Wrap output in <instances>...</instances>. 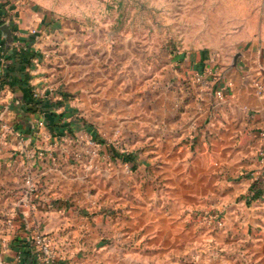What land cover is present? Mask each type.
I'll use <instances>...</instances> for the list:
<instances>
[{
    "label": "crops",
    "instance_id": "1",
    "mask_svg": "<svg viewBox=\"0 0 264 264\" xmlns=\"http://www.w3.org/2000/svg\"><path fill=\"white\" fill-rule=\"evenodd\" d=\"M235 5L0 0L20 33L8 45L0 31V264H37V231L54 264H264V22L227 25V61L156 43L203 23L208 6ZM209 71L216 81L196 82ZM34 88L47 91L41 107ZM85 129L105 135L101 156L77 141Z\"/></svg>",
    "mask_w": 264,
    "mask_h": 264
},
{
    "label": "rangeland",
    "instance_id": "2",
    "mask_svg": "<svg viewBox=\"0 0 264 264\" xmlns=\"http://www.w3.org/2000/svg\"><path fill=\"white\" fill-rule=\"evenodd\" d=\"M262 1L264 0H236V5L233 7L236 11L234 15L232 13V6H208L207 8L209 11L205 14L206 20L203 23L199 21H192L186 24L189 29L185 30L183 28L185 23H180L179 26L181 27V31L172 30V38L168 39L162 38V36H157V46L164 45L165 43L170 44L175 51L172 55H185L186 57L191 56L189 53L191 50L204 49L205 51H209L211 49H215L218 50V54L215 52V54L208 53L204 55L206 59H209V62H217L218 58L220 61L230 60L232 58L231 53L234 50L231 46L233 38H231L229 34H224L226 33L225 29L232 23V30L234 32L240 29L241 26L247 22L252 25H257V27L261 26L264 22V4ZM219 19L223 21L221 22ZM228 19L231 20V23L227 24L226 21ZM165 25V23L160 21V15L158 14L155 22L158 34H163L162 28ZM201 25H203V31L200 32L199 28ZM236 41H241V39H236ZM160 57L162 58L163 54H157V58ZM159 60L160 59H157V66L160 65L158 64ZM163 72L164 70L162 67H157L156 78L162 79V75L164 74ZM100 137H104V139L106 138L105 135H100ZM107 137L109 140H112L113 143H117L115 140V134H113L112 137L107 135ZM214 215L218 214H210L206 215V217H213Z\"/></svg>",
    "mask_w": 264,
    "mask_h": 264
},
{
    "label": "built area",
    "instance_id": "3",
    "mask_svg": "<svg viewBox=\"0 0 264 264\" xmlns=\"http://www.w3.org/2000/svg\"><path fill=\"white\" fill-rule=\"evenodd\" d=\"M8 3H5V5ZM1 20H5V23L0 25L1 26L7 24L10 28V20H8L6 17L1 18ZM12 29V28H11ZM1 31V30H0ZM14 35H20V33L15 29V27H13L12 29ZM30 34L32 36H38L39 35V31L38 29H31L30 30ZM16 44H15V48L18 49V47H20V44L18 43V40H15ZM0 48H3V45L1 44V34H0ZM195 80L196 82L200 83L203 86H209V82H214L217 80V75H215L213 72H199L198 74H196L195 76ZM257 93L259 95H263L264 94V84L261 82H257L255 84ZM8 86L6 85V83L0 78V100H2L8 93ZM46 90L45 89H41V88H34L32 90V97L36 103V105L38 107H41L45 104V100L47 99V94H46ZM215 96L217 99V104L220 105L225 101V92L222 89H216L215 91ZM61 108H63V106L61 104L56 105V110H60ZM262 136L264 137V132L262 133ZM77 141L82 144L83 146H88L91 148L90 150V155H92L93 157H99L102 154V144H103V138L100 137V135L97 133H90V131H87V129H85L82 133V135L77 139ZM118 143V142H117ZM42 154V153H41ZM26 189H27V193L30 195L32 193H34L36 191V185L33 181L31 180H27L26 181ZM212 219H217L219 218L218 215H214L213 217H210ZM219 225H222V223L220 222ZM32 248H33V252H34V256L35 259L37 260V264H54L55 260H56V249L53 245L52 239L46 235L43 234L41 232H35L32 236ZM23 259L22 256L19 257V260L21 261Z\"/></svg>",
    "mask_w": 264,
    "mask_h": 264
},
{
    "label": "water",
    "instance_id": "4",
    "mask_svg": "<svg viewBox=\"0 0 264 264\" xmlns=\"http://www.w3.org/2000/svg\"><path fill=\"white\" fill-rule=\"evenodd\" d=\"M0 30L3 32L8 45H10L12 43V40H13L11 29L9 28V26L7 24H5V25L1 26Z\"/></svg>",
    "mask_w": 264,
    "mask_h": 264
},
{
    "label": "trees",
    "instance_id": "5",
    "mask_svg": "<svg viewBox=\"0 0 264 264\" xmlns=\"http://www.w3.org/2000/svg\"><path fill=\"white\" fill-rule=\"evenodd\" d=\"M4 6H5V4H3L2 6H1V8H2V10L4 9ZM3 17V15H2V12H1V10H0V25H2V24H4L5 23V20H1V18ZM35 105H36V103H35Z\"/></svg>",
    "mask_w": 264,
    "mask_h": 264
}]
</instances>
